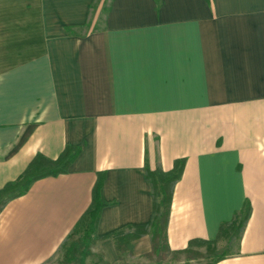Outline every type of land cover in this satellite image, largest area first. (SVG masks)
I'll use <instances>...</instances> for the list:
<instances>
[{
	"label": "crops",
	"instance_id": "1",
	"mask_svg": "<svg viewBox=\"0 0 264 264\" xmlns=\"http://www.w3.org/2000/svg\"><path fill=\"white\" fill-rule=\"evenodd\" d=\"M94 1L0 0V189L37 153L80 148L66 172L3 207L0 264H45L99 171L106 204L67 262L182 264L150 261V232L131 250L116 239L152 218L147 165L170 170L180 157L170 247L217 239L249 201L236 251L212 264H264V0H111L98 28Z\"/></svg>",
	"mask_w": 264,
	"mask_h": 264
},
{
	"label": "trees",
	"instance_id": "2",
	"mask_svg": "<svg viewBox=\"0 0 264 264\" xmlns=\"http://www.w3.org/2000/svg\"><path fill=\"white\" fill-rule=\"evenodd\" d=\"M111 1V0H110ZM110 5L106 8L109 10ZM67 31H71L67 28ZM80 148L68 145L57 158H51L39 152L30 161L21 175L13 181L8 182L0 189V212L6 203L22 194H24L31 184L38 178L57 175L66 172L71 162L78 156ZM185 157L177 158L174 166L170 170H164L160 166L155 168L147 165L146 176L151 185L153 198V214L149 223L140 225H130L128 228L121 229L116 233V239L119 249L131 250V241L147 232L151 233L152 248L147 256L152 262H163L166 260L180 259L182 256L189 257H211L209 263H215L229 254L234 253L227 244L223 249L211 248L206 253L194 250L191 246L197 242L213 244L220 240L224 234L231 230L239 233V239L245 228V225L251 215V204L246 201L243 208L237 211L231 221L222 223L219 237L215 240L192 239L189 245L181 249H172L168 241V224L171 213V202L174 187L180 178L185 165ZM105 171H99L98 177L93 187V197L89 208L85 211L79 224L88 220L89 232L85 234V240L92 237L99 214L106 201L103 197Z\"/></svg>",
	"mask_w": 264,
	"mask_h": 264
},
{
	"label": "rangeland",
	"instance_id": "3",
	"mask_svg": "<svg viewBox=\"0 0 264 264\" xmlns=\"http://www.w3.org/2000/svg\"><path fill=\"white\" fill-rule=\"evenodd\" d=\"M109 3L110 0H95L93 2L91 7L92 9H91L90 26H93V28H98L103 25V21L107 12L106 8L108 7ZM87 222L88 220L77 225L76 228L71 232L67 240L64 242L63 246H61V248H59V250H57V252H55V254L45 264H69L66 259L67 258L69 259L70 253L73 256L77 255V253L80 254L82 247L84 248L86 247L87 244L86 241L92 238L91 237L88 240H85L84 238L85 234L89 232ZM238 242H239V233L236 232L235 230H231L226 234H224L220 240H218L213 244L209 245L204 242H197L192 244L191 247L198 252L206 253L211 248L223 249L228 244L231 250L235 252L237 249ZM211 259L212 256L211 257L197 256L192 258L189 256H182L180 259H174V260L176 262H180V261L185 262L186 260L185 264L189 262L190 264H194V263H209Z\"/></svg>",
	"mask_w": 264,
	"mask_h": 264
}]
</instances>
